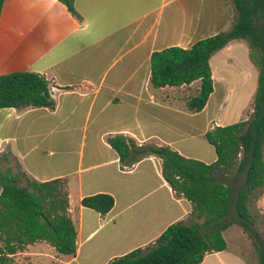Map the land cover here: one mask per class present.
<instances>
[{
  "label": "crops",
  "instance_id": "crops-1",
  "mask_svg": "<svg viewBox=\"0 0 264 264\" xmlns=\"http://www.w3.org/2000/svg\"><path fill=\"white\" fill-rule=\"evenodd\" d=\"M73 6L80 19L58 0H5L1 8L0 74H43L56 106L0 108V152L8 151L15 165L38 181L66 179L76 230L73 255L36 241L12 255L11 264H106L153 243L171 223L188 222L192 205L164 179L161 159L150 155L121 164L109 135L129 136L137 145H168L185 157L212 163L216 153L205 132L245 119L205 114L217 84H235L228 71L237 67L223 58L239 48L248 55L244 40H231L210 57L213 91L201 111H187L186 100L179 105L164 92L198 86L199 80L149 88L151 53L188 48L227 29L235 15L229 1L73 0ZM216 105L223 109L219 100ZM100 192L114 199L105 215L81 204L83 197ZM199 264L251 263L227 244Z\"/></svg>",
  "mask_w": 264,
  "mask_h": 264
},
{
  "label": "trees",
  "instance_id": "trees-1",
  "mask_svg": "<svg viewBox=\"0 0 264 264\" xmlns=\"http://www.w3.org/2000/svg\"><path fill=\"white\" fill-rule=\"evenodd\" d=\"M4 1L0 0V13ZM58 1L80 19L73 0ZM225 1L236 12L227 29L201 38L188 48L169 46L151 53L149 88L179 87L199 80L185 107L191 113L201 111L213 91L210 57L229 41L244 40L249 60L257 69L252 111L246 119L216 125L205 132L206 141L216 153L212 163L185 157L168 145H137L123 134L107 137L120 163L126 166L146 156L159 157L164 179L176 195L191 203L196 220L173 222L153 243L106 264H199L207 253L226 249L223 231L234 223L254 236L251 239L257 262L264 264V238L252 228L249 208L250 195L264 190V0ZM55 106L49 80L43 74H0V108L53 110ZM12 159L8 151L0 152V264H7L12 255L36 241L48 243L60 254L73 255L76 230L68 212L66 179L38 181L18 164L11 166ZM81 204L105 215L114 199L100 192L83 197Z\"/></svg>",
  "mask_w": 264,
  "mask_h": 264
},
{
  "label": "rangeland",
  "instance_id": "rangeland-1",
  "mask_svg": "<svg viewBox=\"0 0 264 264\" xmlns=\"http://www.w3.org/2000/svg\"><path fill=\"white\" fill-rule=\"evenodd\" d=\"M244 48H248V45L245 44ZM235 50L229 53L227 57L223 58V60H228L230 65L237 67V71H228L231 77L235 80V84L229 83L228 85H230V87L227 86L226 88V85L223 83H218L217 89L213 95L214 97L212 99V103L205 114H212L213 111H217L219 114H221L223 119L227 117L229 118L232 115L233 117L243 115L242 118L246 119L252 111L254 97V89L252 90V74L255 72L256 68L250 63L248 55H246V53L243 51V48H239L236 51ZM222 62L224 61H221L220 59V63ZM217 77L218 72L215 70L216 80ZM196 88L197 83L193 84L192 86H184L182 88H167L164 92H166L170 97L172 96L177 99L180 105L181 100H187L195 93ZM215 100H217V102L219 100L222 103L223 109L221 111L220 109L219 111L217 110V105L215 108L212 106ZM51 127L53 126L50 125L48 129ZM15 163L16 161L12 159L9 164L15 166ZM240 183L241 180L237 181L235 184L238 185ZM249 208L251 214L253 215L252 228L261 236V238H264V190L261 193L258 189L250 195ZM194 220H196L195 215L191 213V217H189L188 222ZM249 234L245 232L237 223L230 225L226 230L223 231V236L229 246V249H233V251L241 253V255L248 259L251 264H258L256 251L251 239L254 238V236L250 237L251 234ZM7 264H11V262H8Z\"/></svg>",
  "mask_w": 264,
  "mask_h": 264
},
{
  "label": "built area",
  "instance_id": "built-area-1",
  "mask_svg": "<svg viewBox=\"0 0 264 264\" xmlns=\"http://www.w3.org/2000/svg\"><path fill=\"white\" fill-rule=\"evenodd\" d=\"M51 89H52V88L50 87V91H51Z\"/></svg>",
  "mask_w": 264,
  "mask_h": 264
}]
</instances>
